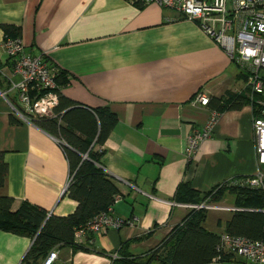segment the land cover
<instances>
[{"label": "crops", "instance_id": "crops-1", "mask_svg": "<svg viewBox=\"0 0 264 264\" xmlns=\"http://www.w3.org/2000/svg\"><path fill=\"white\" fill-rule=\"evenodd\" d=\"M3 25L19 30L24 53L42 56L65 73L63 95L88 108L107 105L117 117L102 145L100 166L119 191L113 214L137 220L86 238L82 244L88 250L54 246L53 264L141 257L189 211L171 204L183 203L174 199L180 183L203 193L255 171L252 123L264 108L246 104L217 112L193 101L197 93L208 99L228 92L250 97L241 69L196 22L155 3L129 0H0V91L8 97L0 95V153L7 165L0 196L12 197V211L28 202L65 216L77 203L65 193L70 176L62 142L14 113L11 83L18 76L11 75L2 47ZM214 112L211 137L188 159V135ZM227 196L228 204H214L232 207L233 194L226 192L221 200ZM209 211L215 213L208 224ZM231 215L208 210L203 225L221 235ZM31 241L0 230V264H21Z\"/></svg>", "mask_w": 264, "mask_h": 264}, {"label": "trees", "instance_id": "trees-1", "mask_svg": "<svg viewBox=\"0 0 264 264\" xmlns=\"http://www.w3.org/2000/svg\"><path fill=\"white\" fill-rule=\"evenodd\" d=\"M143 5L140 3H136ZM3 40L17 38L19 30L3 25ZM10 63V58H7ZM11 64V63H10ZM58 103L51 116L31 118L40 128L59 139L69 165L70 180L65 188L68 197L76 201L75 210L65 216H56L34 204L23 202L15 211L11 210L12 197L0 196V230L31 238V245L21 264H37L54 246H68L72 250H88L73 238L75 229L82 226L99 211L112 206L119 195L112 178L100 166L102 145L114 128L117 117L107 105L88 108L66 97L60 88L68 82L61 70L55 77ZM262 95L250 98L247 95L228 92L224 97H210L207 106L220 112L239 109L250 104L262 109L257 103ZM259 116H264L261 114ZM12 123L18 121L10 116ZM83 155L86 157L83 158ZM7 173V165L0 153V187ZM243 177L213 186L200 193L189 183H180L174 194L178 202L198 204L221 200L224 193L234 195V207L230 219L225 223V232L253 240H264V190H252L239 184ZM204 208L189 209L180 223L176 224L153 248L141 257L123 256L114 258L113 264H208L229 262L236 256L219 248L220 234L204 227L207 216ZM92 238L91 237H88ZM216 259V260H215Z\"/></svg>", "mask_w": 264, "mask_h": 264}, {"label": "built area", "instance_id": "built-area-1", "mask_svg": "<svg viewBox=\"0 0 264 264\" xmlns=\"http://www.w3.org/2000/svg\"><path fill=\"white\" fill-rule=\"evenodd\" d=\"M129 1L140 4L155 3L196 22L241 69L250 97L264 96V78L261 76V71L264 70V0ZM2 47L10 58L11 75L18 76V80L11 83V88L16 90L17 99V103L13 104L14 113L28 123H32L31 118L51 116L58 103L55 77L59 68L47 62L42 56L24 53L18 37L4 39ZM0 95L8 98L6 92L0 91ZM193 101L207 105L208 98L197 93ZM257 103L264 105V99H258ZM216 117L217 113H212L205 125L193 129L188 135L185 146V155L188 159L193 158L199 145L211 137ZM252 132L256 169L251 175L241 178L239 184L252 190H264V116L254 117ZM69 180L70 177L68 182ZM119 198L120 195L115 196V200ZM171 204L188 209L239 210L234 206H218L206 201L198 204L176 202ZM260 211L264 212V208ZM136 220L135 216L126 221L117 218L113 214L112 206H109L75 229L73 238L76 243H83V240L97 235L105 228L118 229L126 223L131 225ZM220 240L219 248L233 253L239 260L236 264H264V240H253L227 232L220 235ZM56 258V250L52 249L42 264H53Z\"/></svg>", "mask_w": 264, "mask_h": 264}, {"label": "rangeland", "instance_id": "rangeland-1", "mask_svg": "<svg viewBox=\"0 0 264 264\" xmlns=\"http://www.w3.org/2000/svg\"><path fill=\"white\" fill-rule=\"evenodd\" d=\"M230 201H231V196H227L226 199L220 200L219 202H217V204L224 205V204H228ZM212 204H214V203H212ZM217 204H214V205H217ZM214 213H215L214 211H209L208 224L211 223Z\"/></svg>", "mask_w": 264, "mask_h": 264}, {"label": "water", "instance_id": "water-1", "mask_svg": "<svg viewBox=\"0 0 264 264\" xmlns=\"http://www.w3.org/2000/svg\"><path fill=\"white\" fill-rule=\"evenodd\" d=\"M86 156L85 155H83V158H85Z\"/></svg>", "mask_w": 264, "mask_h": 264}]
</instances>
